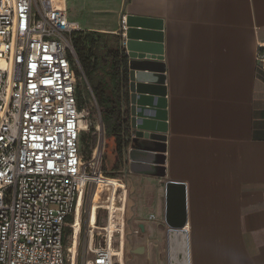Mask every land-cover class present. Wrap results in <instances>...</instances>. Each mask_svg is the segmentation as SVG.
Here are the masks:
<instances>
[{
    "label": "crops",
    "instance_id": "obj_1",
    "mask_svg": "<svg viewBox=\"0 0 264 264\" xmlns=\"http://www.w3.org/2000/svg\"><path fill=\"white\" fill-rule=\"evenodd\" d=\"M67 8L82 31L118 34L127 14L162 24L164 150H145L152 142L141 138L124 159L132 210L140 207L132 211V244L142 247L135 263L150 264L154 252L155 264H167L164 185L171 180L186 189L189 264H264V71L255 61L264 0H67ZM158 155L161 176L151 172ZM139 223L144 229L135 232Z\"/></svg>",
    "mask_w": 264,
    "mask_h": 264
},
{
    "label": "built area",
    "instance_id": "obj_2",
    "mask_svg": "<svg viewBox=\"0 0 264 264\" xmlns=\"http://www.w3.org/2000/svg\"><path fill=\"white\" fill-rule=\"evenodd\" d=\"M78 30L67 0H0V264L77 263L78 250L74 256L69 247L72 225L70 244H64L65 223L79 197L97 188L106 146L98 110L90 155L85 158L79 148L89 125L73 67L78 59L72 35ZM255 61L264 71V42H258ZM121 191L118 186L116 195ZM126 199L124 192L120 211L97 208L98 229L86 223L93 244L97 230L105 243L87 248L92 255L82 264H121L109 246L114 233L117 246L124 241ZM110 219L122 229H107ZM81 229L80 221L78 244ZM121 259L126 263L124 252Z\"/></svg>",
    "mask_w": 264,
    "mask_h": 264
},
{
    "label": "water",
    "instance_id": "obj_3",
    "mask_svg": "<svg viewBox=\"0 0 264 264\" xmlns=\"http://www.w3.org/2000/svg\"><path fill=\"white\" fill-rule=\"evenodd\" d=\"M161 29L160 20L132 14L121 19L117 34L119 66L110 76L109 85L124 135L125 161L128 160L127 145H137L141 138L152 142V146L143 147L145 150H164V136L161 134L166 130V91ZM125 169L127 171L129 166L126 165ZM164 194L167 264H189L188 239L183 228L186 221L185 185L168 180ZM71 225L72 219L68 223L69 227ZM137 228L144 229L143 223ZM134 252H142V247Z\"/></svg>",
    "mask_w": 264,
    "mask_h": 264
},
{
    "label": "rangeland",
    "instance_id": "obj_4",
    "mask_svg": "<svg viewBox=\"0 0 264 264\" xmlns=\"http://www.w3.org/2000/svg\"><path fill=\"white\" fill-rule=\"evenodd\" d=\"M73 67H74V73L77 77V91L79 92V96L81 98L80 100L78 98V102L82 106L80 110H81L82 115L88 119L87 122L89 125V130L82 131L81 136H80V142H79V148L82 151L84 157L87 158L90 155L91 146L93 143L92 133L94 130V126L99 118V112H98L96 103L94 101V98L92 97V94H91V86L89 85L87 79L85 78L83 74V70H82V67L79 61L78 63H75ZM105 142H106L105 154H104L102 163L103 165H105V168L107 169L108 174H113L114 179L120 178L123 180L122 182L121 181L120 182L123 185L126 184L127 199H126V205H125L124 256H125L126 264H136L134 260L135 258L134 255L136 253L134 252V247L132 244L135 238L134 236L135 235L134 234L135 220L132 216V211L134 210L135 213H138L140 207L137 204V206L135 205L132 210V195L131 194L133 193V185H132V182L130 181V178L132 175L125 169L124 158L115 167V164L117 162V153H116L115 137L112 131L110 130L106 131ZM149 177L156 178V176H152V175H149ZM101 178L103 177H100V179ZM100 179H97V182ZM154 182H155V185L162 184L163 178L157 177V180H155ZM107 194L108 192H106L105 190L100 191L98 186L96 189H92L89 195L84 194V197L82 199V205H81V213H80L82 229H81L79 244H78V249H77L78 255H77L76 264H82L85 258L90 257L92 255V253L88 251L87 246H86L87 235L84 230L86 226V222H87L86 220L87 214L89 215L88 220L91 217L94 218L93 216L94 209H97L99 206H104L105 197H107ZM104 213H105L104 211L100 212L101 214L100 223H99L100 225L104 224L105 222ZM73 214L74 213L71 214L72 221H73ZM69 216L66 219L65 228H64V244L66 246L70 244L71 227L68 226ZM104 243H105V237H104L103 231L97 230L95 233L93 248L97 245L98 246L104 245ZM112 243H113L114 248L117 247L118 245V234L117 233L113 234ZM151 257L152 258H151L150 264H155L154 252L151 253ZM148 263H149L148 259H146V264Z\"/></svg>",
    "mask_w": 264,
    "mask_h": 264
},
{
    "label": "trees",
    "instance_id": "obj_5",
    "mask_svg": "<svg viewBox=\"0 0 264 264\" xmlns=\"http://www.w3.org/2000/svg\"><path fill=\"white\" fill-rule=\"evenodd\" d=\"M117 38V34L98 31L78 30L73 32L72 35L73 47L77 59L82 67L85 78L91 86V94L100 112L105 130L112 131L115 137L117 153L115 167L124 158V135L117 113L115 97L109 85L110 76L116 73L119 66ZM105 52L107 54L106 58H104L103 55ZM104 60L106 65H104ZM100 73L107 76L106 82L100 77ZM106 90H108V93H106ZM101 92H103V94ZM77 97L79 100L81 99L78 91ZM111 104L114 105L111 106ZM79 105L81 108L82 106L80 103ZM102 170L105 175L102 174L101 177L114 178L113 174L107 173L105 165L102 166ZM70 220L71 215L69 216L68 223Z\"/></svg>",
    "mask_w": 264,
    "mask_h": 264
},
{
    "label": "bare ground",
    "instance_id": "obj_6",
    "mask_svg": "<svg viewBox=\"0 0 264 264\" xmlns=\"http://www.w3.org/2000/svg\"><path fill=\"white\" fill-rule=\"evenodd\" d=\"M80 125L82 128L86 127V122L84 120L80 121ZM158 144V143H157ZM158 165L154 167V169H151L152 173H156L157 175L161 176L163 175V156L162 155H158ZM150 172V173H151ZM100 189V191L105 190L106 192H108L107 197H105V203H104V207H107L110 211L111 210H117L120 211L122 210V200H123V194H121V197L118 198L117 200V195H116V188L118 186H121V188H123V186H125L126 188V184L123 185L122 183H120L119 181L115 180L114 178H101L98 181V185H97ZM119 204V208L116 209V204ZM81 205H82V197L80 196L77 202V206L74 210V214H73V221H72V228H73V232H74V239H73V243L69 246L70 247V251L71 253L74 254V256L76 255L77 252V247H78V236H79V230H80V221H81ZM97 209H94L93 212V217H91L89 220V215L87 216V225H91L93 226V228H99L98 225H96L95 222V213H96ZM90 214V213H89ZM107 229H111L112 231L117 230L116 226H115V222L110 219L109 222H107ZM86 246L89 249H93V236H92V232L89 234V237H87L86 239ZM120 247H121V243H120ZM120 247H113L112 244L109 246L110 252L112 253L113 256H117L119 255V260L121 263V251H120ZM123 253V252H122ZM124 261V260H123ZM124 264H126L125 262H123ZM75 264V261H74ZM122 264V263H121Z\"/></svg>",
    "mask_w": 264,
    "mask_h": 264
}]
</instances>
